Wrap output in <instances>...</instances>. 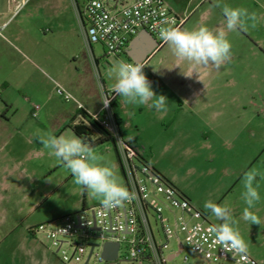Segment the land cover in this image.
I'll return each mask as SVG.
<instances>
[{
  "label": "rangeland",
  "instance_id": "1",
  "mask_svg": "<svg viewBox=\"0 0 264 264\" xmlns=\"http://www.w3.org/2000/svg\"><path fill=\"white\" fill-rule=\"evenodd\" d=\"M74 4L73 0H26L10 18L4 31L5 39L0 38V264H17L21 254L19 247L28 240L26 225L48 215L59 220L83 210L86 216L91 217L90 210L98 205L100 199L77 185L62 162L50 155L49 150L36 139L38 131L56 136V114L73 110L75 106L57 94L56 83L75 97L76 94L66 86L70 81L85 83L92 80L99 91L102 85L107 90H113L115 79L110 76V70L121 60L126 62L125 57L107 58L101 44H94L92 49L87 47ZM13 8L9 0H0V14L8 15L9 9ZM252 48H256L255 52ZM239 50L242 56L227 64L233 70L232 74L221 76L219 82L242 85V90L235 92L242 101L250 94L255 98L262 97L259 100L260 119L250 121L251 107L241 110L235 103L232 104L226 109L234 117L233 123H228L232 129L230 135L223 139L205 136L200 146L207 140L210 141L207 145L211 147L204 146L203 156L186 164H193L202 175L200 179L204 190L210 191L222 183L226 184L224 194L216 203L231 209L235 227L247 243L248 251L264 261V42L256 43L250 39ZM93 57L98 62L97 67ZM160 58L161 55H157L154 65ZM155 66L158 67L157 64ZM35 106L40 109L34 118ZM139 116L131 115L130 123L138 124ZM129 130L135 147L148 158V145L154 139L143 130L136 131L134 127ZM73 135L68 132L64 137ZM104 146L101 144L93 149L114 170L115 156L107 155ZM244 160L243 173L238 180H230L229 175ZM253 168L262 173L257 178L261 198L251 209L260 219V224H251L248 228L242 223L246 207L242 199V178ZM115 173L125 186L121 171L117 169ZM35 190L41 191L43 196L39 208L29 217L26 214L33 202L31 197L29 200L26 197ZM46 191L52 194L47 197L44 195ZM151 222L156 230L153 219ZM99 236L97 232L87 241L76 240L78 243L102 244ZM104 236L107 237V234L104 233ZM37 242L48 249L57 262L65 264L55 253L51 241L38 235ZM64 249L71 253L70 248ZM175 252L176 243H172L166 254ZM186 256L191 260L194 257L187 247L167 264H184ZM89 264L128 263L121 260L99 263L94 254Z\"/></svg>",
  "mask_w": 264,
  "mask_h": 264
},
{
  "label": "built area",
  "instance_id": "2",
  "mask_svg": "<svg viewBox=\"0 0 264 264\" xmlns=\"http://www.w3.org/2000/svg\"><path fill=\"white\" fill-rule=\"evenodd\" d=\"M25 1L9 0L14 8L8 20L0 24V38L5 39L4 31L10 18ZM73 2L87 47L92 49L94 44H101L107 58L123 55L131 40L143 30L163 44L165 42L160 38V29L181 28L185 22V19L172 13L162 0ZM56 92L64 101L74 103L78 110L89 114L114 139L125 186L136 194L133 201L118 207L108 208L101 204L91 208V217L86 216L83 210L34 227L32 231L35 234L51 241L63 263L85 264L90 244L93 243H78L76 239L87 241L99 232L102 244H119L116 261L128 264H167L186 247L194 257L191 260L186 256L184 264H259L248 253L226 252L216 244L209 233L213 224L208 222L207 216L194 208L173 184L156 174L148 162L144 163L143 154L138 149L124 142L113 112L118 96L114 90H107L102 85L101 106L95 114L88 113L72 93L57 83ZM105 99H110L107 107L103 103ZM39 109V106L34 107V118ZM172 243H176L177 252L166 254ZM102 244L93 248L87 264L94 254L99 263L105 262L101 257ZM65 247L71 249L70 254Z\"/></svg>",
  "mask_w": 264,
  "mask_h": 264
},
{
  "label": "crops",
  "instance_id": "3",
  "mask_svg": "<svg viewBox=\"0 0 264 264\" xmlns=\"http://www.w3.org/2000/svg\"><path fill=\"white\" fill-rule=\"evenodd\" d=\"M162 1L172 13L179 18L185 19L181 27L182 30H193L200 26H206L213 31H218L225 24L221 8L215 7L217 0ZM220 3L228 4L232 7H243L249 13L255 12L257 15L255 28L249 26L247 30H237L228 33L227 38L232 44L231 62L234 58L242 56V51L239 48L241 45L249 43L250 39L256 43L264 42V0H220ZM9 10L8 15L0 14V24L8 20L12 9ZM250 24L251 21H249ZM154 38L155 41L151 37L145 36L141 40L140 45L134 50L130 48L133 38L128 47L130 51H126L117 59L125 57L126 62H143L145 65L143 72L150 81L153 91L156 95H164L167 98V110L158 112L155 108L147 105L126 104L120 96H117L113 112L119 122L121 137L124 142L136 148L135 141L129 135V129L134 127L136 131L143 130L149 134L154 141L148 145L150 156L148 158L143 156L144 159L160 175L173 184L194 208L205 213L208 222L218 225L221 221L217 220L204 207V204L209 200L216 203L224 194L226 184L222 183L219 185L218 183L217 185L219 186L216 185L217 187L214 189L210 191L204 190L200 179L202 175L198 173L197 168L193 164L187 165L186 162L198 161L203 156L202 148L204 146L211 147L207 145L210 142L207 140H205L204 145L200 146L201 139L205 136L209 139L212 137L223 139L230 135L232 129L228 123H231L234 117H231V114L226 109L232 104L235 103L236 107L241 110L251 107L250 121L260 119L261 107L259 102L261 101L259 100L262 97L255 98L251 94L247 95V91L246 95L248 98L242 101L235 93L242 90V85L232 86L229 83L219 82L221 76L232 74L233 70L227 67L230 62L225 63L219 69L199 68L200 80L197 78L196 73H193L191 77H186L183 73L190 74L188 62L179 61L166 43L160 44L157 38ZM150 49L153 50L148 54ZM252 49L255 52L254 49L256 48ZM91 52L93 51L91 50ZM130 52L132 53L129 54ZM146 54L148 55L146 56ZM157 55H161L159 62L156 63L158 67L153 63ZM93 61L95 67H97L98 62L94 57ZM157 80H165V82H158ZM66 86L76 94L78 97L76 98L83 104L88 113L95 114L99 111L101 106L100 91L94 86L92 80L85 83H73L70 81ZM78 111L77 107L74 106L73 110H64L56 114L58 117L55 129L57 137L72 132L70 129H62L65 123L74 117L77 118L76 123L82 120ZM133 114L140 115L138 124L132 125L130 123L131 115ZM243 117L246 118L247 114L244 113ZM103 145H105L104 149L107 155L115 156L114 171H117V169L121 171L113 144L105 142ZM244 163L245 160L237 165L236 170L229 175L230 180H238L243 173ZM51 194V191L44 192L47 197ZM28 195L26 197L27 200L31 197V203L33 202L26 214L30 217L39 208L43 194L41 191L35 190ZM97 202V206L102 204L100 199ZM55 219L56 217L48 215L39 219L36 223L26 225L28 240H25L19 247L21 254L18 257L17 264H60L51 256L48 249L37 242L38 235L32 231L35 226ZM242 223L248 228L251 226V222L243 220ZM246 253L259 264H264V261L251 253V251Z\"/></svg>",
  "mask_w": 264,
  "mask_h": 264
},
{
  "label": "clouds",
  "instance_id": "4",
  "mask_svg": "<svg viewBox=\"0 0 264 264\" xmlns=\"http://www.w3.org/2000/svg\"><path fill=\"white\" fill-rule=\"evenodd\" d=\"M215 7L221 8L225 18V24L218 31H213L206 26H200L193 30H182L178 27H162L160 38L171 49L173 55L179 61L189 64L191 77L193 73L199 78V68H221L230 62L232 57V44L227 38L229 32L255 28L257 15L249 13L246 8L232 7L220 3L217 0ZM249 21L251 24L249 25ZM143 62H125L123 60L115 64L110 70V76L114 77L113 90L126 104L147 105L158 112L167 110L168 100L164 95H156L150 81L143 72ZM110 99L103 100L105 107ZM151 102V103H150ZM37 141L50 155H54L63 166L72 174L74 182L97 198H100L103 206L118 207L125 202H131L136 198L134 192H130L119 180L113 168L104 162L103 157L96 154L90 144L84 139L73 135L72 137H57L52 133H36ZM262 175L253 168L245 172L242 178L244 191L242 199L246 207L243 211V219L251 224H260V219L251 209L260 200L257 183L258 176ZM204 207L221 221L209 229L214 242L226 252L246 253L248 245L235 227L231 209L213 201H206Z\"/></svg>",
  "mask_w": 264,
  "mask_h": 264
},
{
  "label": "trees",
  "instance_id": "5",
  "mask_svg": "<svg viewBox=\"0 0 264 264\" xmlns=\"http://www.w3.org/2000/svg\"><path fill=\"white\" fill-rule=\"evenodd\" d=\"M78 114L82 117V120L80 122L76 123L75 121L77 118L74 117L72 120L65 123L62 129L63 130L70 129L73 132V134L76 135L77 137L84 138L90 144L92 148H95L105 142H111L115 148L114 139L107 132H105L100 127V125L91 118L89 114H87L84 111H80V110L78 111ZM116 123L119 126V122L117 118H116ZM143 162L147 163V161L144 159H143ZM153 170L156 174L160 175L154 168Z\"/></svg>",
  "mask_w": 264,
  "mask_h": 264
},
{
  "label": "water",
  "instance_id": "6",
  "mask_svg": "<svg viewBox=\"0 0 264 264\" xmlns=\"http://www.w3.org/2000/svg\"><path fill=\"white\" fill-rule=\"evenodd\" d=\"M145 36H149L151 37L154 41L155 38L153 37L152 34H150L149 32H147L146 30L141 31L134 39L132 44L130 45L131 49H135L137 46L140 45L141 40L145 37ZM157 44V42H156ZM153 49H150L148 54L150 52H152ZM130 50L128 49L127 52H129ZM132 52H130L129 54H131ZM146 54V56L148 55ZM99 244H90V250L88 252V256L86 259L85 264L88 263L92 253H93V248L94 247H99ZM101 257L102 259L107 262V263H113L116 262L117 260V253L119 250V244L118 243H113V242H105L104 244H102V248H101Z\"/></svg>",
  "mask_w": 264,
  "mask_h": 264
}]
</instances>
